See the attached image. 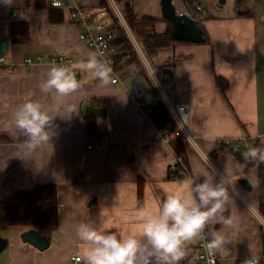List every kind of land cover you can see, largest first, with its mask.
<instances>
[{
  "label": "crops",
  "instance_id": "obj_1",
  "mask_svg": "<svg viewBox=\"0 0 264 264\" xmlns=\"http://www.w3.org/2000/svg\"><path fill=\"white\" fill-rule=\"evenodd\" d=\"M129 1L137 16L157 18L155 31L166 29L159 0ZM195 1L203 7L196 17L210 42H177L149 57L154 66L171 68L162 80L173 102L187 103V128L198 144V149L185 144L188 174L169 176L177 163L171 143L175 137L153 121L151 107L160 94L145 70L129 64L125 73L117 69L122 82L103 87L90 71L79 67L93 52L79 36L74 6L108 28L113 12L107 0L105 4L103 0H68L60 6L64 20L58 22L49 18L48 0H40L37 7L32 6L33 0H12L10 5L0 0V41L6 42L1 51L5 60L0 63V133L11 139L0 141V198L38 183H55L58 191V225L48 246L39 249L21 239V232L30 226L8 225L0 232L7 240L0 264H83L85 245L76 236L80 223L119 234L138 230L137 211H155L165 197L164 189L176 190L194 176L201 180L206 176L212 183L223 178L230 194L222 218L206 226L210 235L216 231L225 235L226 243L215 252L218 264H249L256 255L264 261V224L257 215L262 216L259 204L264 192L258 183V166L234 153L246 157L248 142L264 152V0ZM13 11L17 19L11 17ZM99 13L103 14L98 18ZM12 22L27 24V40L13 41ZM57 53L73 58L65 68L77 74L81 85L69 96L40 90L53 67L51 57ZM26 57L31 65L25 63ZM126 69L132 76H127ZM215 75L227 81L224 95ZM131 80L138 84L142 105L128 92ZM29 101L39 102L54 117L50 143L35 150L26 148V139H20L14 126V113ZM87 105L105 109L103 117L94 114L99 144L91 148L87 147ZM69 106L76 109L70 116ZM220 141L233 152L213 154ZM139 177L143 178L140 202ZM239 177L248 179L251 190L241 186ZM194 245L195 239L185 248ZM74 255L80 256L76 262L71 260ZM184 260L181 264H203L191 254Z\"/></svg>",
  "mask_w": 264,
  "mask_h": 264
},
{
  "label": "clouds",
  "instance_id": "obj_2",
  "mask_svg": "<svg viewBox=\"0 0 264 264\" xmlns=\"http://www.w3.org/2000/svg\"><path fill=\"white\" fill-rule=\"evenodd\" d=\"M4 2L10 5L12 0ZM79 67L90 71L103 87L113 82L111 67L96 54H90ZM80 88L73 72L63 66L51 67L40 84L43 93L55 92L58 96H69ZM67 111L70 116L76 109L69 106ZM53 118L39 102L29 101L19 106L14 113V126L26 137L28 150L50 143ZM248 155L264 161V152L253 149ZM224 184L223 178L212 183L206 176L202 180L194 176L176 190L164 189L165 197L155 211L136 212L138 230L119 234L80 223L76 236L85 245L83 264H181L186 258V243L201 237L207 225L222 218L230 199ZM224 223L231 224V220ZM225 243V235L216 231L211 233L206 247L209 254H214Z\"/></svg>",
  "mask_w": 264,
  "mask_h": 264
},
{
  "label": "trees",
  "instance_id": "obj_3",
  "mask_svg": "<svg viewBox=\"0 0 264 264\" xmlns=\"http://www.w3.org/2000/svg\"><path fill=\"white\" fill-rule=\"evenodd\" d=\"M123 12L125 20L133 33L138 36L145 48V51L149 57L154 56L159 49L173 45L177 42H185L183 40H176L172 36L171 22L167 21L166 29L163 32L155 31L154 24L157 18L146 14L137 16L133 6L129 0H116ZM193 0H188L186 5L192 11ZM103 0V4H105ZM30 5V4H28ZM40 0H33L32 6H39ZM61 7H50L49 18L53 22L64 20ZM150 26V28H146ZM203 29L204 41L210 42V37L205 26L201 23ZM108 29L116 30V36L112 40V45L115 48V68L120 69L125 73V67L119 64L122 58L126 59L127 65L135 64L136 69L141 68V62L132 48V45L120 26L118 19L112 13V21ZM10 35L14 42L25 41L29 38L28 27L25 22H12L10 28ZM215 82L219 85L221 93L224 95L227 88V81L217 75H215ZM151 115L156 126L160 130L166 131L168 134L173 132L175 124L169 114L163 99L159 96L158 101L151 107ZM85 124L88 134L95 133V115L85 110ZM20 139H26V137L19 132ZM10 137L6 134L0 133V141H9ZM171 143L175 152L182 158V162H177L174 166H171L169 170V176L187 175L188 170L186 166V149L185 142L179 138L171 139ZM249 143V142H248ZM255 149L258 153L261 152L258 146L249 144L248 153ZM219 150L232 151L224 141H220L213 154H216ZM235 151V150H234ZM235 155L243 162L254 164L258 166V183L261 190L264 192V161L258 158H252L248 154L246 157L241 156L239 153L234 152ZM138 198L139 202L142 198V186L143 178H138ZM57 203H58V191L55 183H38L30 190H18L10 193L7 196L0 198V232L5 230L8 225H23L30 226L39 231L41 235L50 237L53 230L58 225L57 218ZM259 212L264 218V200L259 204ZM264 230V229H263ZM108 232H115V230H106ZM186 255L191 254L194 257L195 247L185 248Z\"/></svg>",
  "mask_w": 264,
  "mask_h": 264
},
{
  "label": "built area",
  "instance_id": "obj_4",
  "mask_svg": "<svg viewBox=\"0 0 264 264\" xmlns=\"http://www.w3.org/2000/svg\"><path fill=\"white\" fill-rule=\"evenodd\" d=\"M187 1L188 0H172V3L174 4L175 10L178 13L184 12L194 18H197L196 16L201 12L203 7L199 2L193 0L194 1L193 8L192 11H190L188 6L186 5ZM48 2L51 6H56V7L63 6L64 4L63 0H48ZM107 2L109 6L112 8L113 14L118 19L120 26L125 31L132 45L133 50L135 51L141 62L142 69L145 70L147 75L152 80V83L159 92L169 114L171 115V118L175 124V129L173 130V132H171L172 136L179 138L186 144H189L192 147L198 149L196 136L193 133H191L187 128V108H188L187 103L181 101H175V102L171 101V99L167 95L161 83L162 79H165L168 76V74L166 72H163L162 68L154 66L150 62L149 56L145 51L142 41L133 33V31L127 24L118 2L116 0H107ZM30 3H32V1ZM73 12L77 13V15L79 16L78 25L81 28V31L79 32L80 38L83 39L84 42L92 49L93 54H96L99 59L106 61L108 65L111 67L112 69L111 75L113 81L112 83H116L118 81L122 82L115 68V63H116V59L114 56L115 48L112 45V40L116 36V30L108 29L100 19H97L95 17L90 18L86 16L80 6L77 5L74 6ZM11 17L13 19H17L18 14L13 11L11 12ZM4 60L5 57L0 51V63H3ZM24 61L27 65L32 64V60L30 57H26ZM50 61L53 66L66 67L67 65L73 62V58L68 54L57 53L52 55ZM119 64L124 67H128L125 58H122L119 61ZM126 72H127L126 73L127 76H132L131 72H129L128 69H126ZM74 75L76 76V78H78L77 74ZM128 92L131 96H133L136 99L138 104L140 105L143 104V100L140 97L141 93L138 88V84L135 80L130 81ZM161 137L165 142L169 141V137H167L166 135H161ZM97 144H99L98 134L96 133L89 134L87 147L89 148L96 147ZM249 144L250 143H247L246 146L249 147ZM236 148L237 147H234V149ZM177 162H182V158L178 155H177ZM257 215L261 218L264 224V218L260 216L258 213ZM209 237L210 234L207 232V229L205 228L204 234L201 237L195 238V245H194L195 252L193 259L195 261L202 262L203 264H218V257L216 253L209 254L207 250L206 245ZM79 259H80L79 255L71 256V260H73L74 262L78 261ZM248 263L264 264V261L261 260L260 255H256L253 256Z\"/></svg>",
  "mask_w": 264,
  "mask_h": 264
},
{
  "label": "water",
  "instance_id": "obj_5",
  "mask_svg": "<svg viewBox=\"0 0 264 264\" xmlns=\"http://www.w3.org/2000/svg\"><path fill=\"white\" fill-rule=\"evenodd\" d=\"M66 4L68 0H63ZM224 0H221L223 2ZM160 12L163 18L171 22V32L172 36L176 40H183L188 42H203L205 37L203 36V29L200 20L190 16L187 13H178L175 10V6L172 0H159ZM103 13H99L97 17H101ZM6 42L0 41V51L5 48ZM163 72L171 73V68L166 66L162 68ZM86 110L92 114L103 117L105 115V109L95 107L92 105H87ZM238 182L241 186L247 190H251V184L245 177H239ZM23 241L33 244L39 249H44L49 244V238L41 235L39 231L35 228H27L23 230L20 234ZM262 240V251L264 252V233L261 236ZM6 238L0 236V252L6 247Z\"/></svg>",
  "mask_w": 264,
  "mask_h": 264
},
{
  "label": "rangeland",
  "instance_id": "obj_6",
  "mask_svg": "<svg viewBox=\"0 0 264 264\" xmlns=\"http://www.w3.org/2000/svg\"><path fill=\"white\" fill-rule=\"evenodd\" d=\"M161 83H162V85H163V87H164V89H165L167 95H168L169 98H170L169 89H167L166 83H165L163 80L161 81ZM128 84L130 85V82H129ZM129 85H128V86H129ZM171 101H172V100H171ZM172 102H173V101H172Z\"/></svg>",
  "mask_w": 264,
  "mask_h": 264
}]
</instances>
